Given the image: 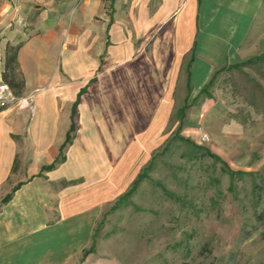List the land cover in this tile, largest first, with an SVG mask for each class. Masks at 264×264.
<instances>
[{"label": "crops", "instance_id": "0c3cea01", "mask_svg": "<svg viewBox=\"0 0 264 264\" xmlns=\"http://www.w3.org/2000/svg\"><path fill=\"white\" fill-rule=\"evenodd\" d=\"M17 44L34 112L0 111V264H72L194 72L200 89L212 69L264 64V0H0V83Z\"/></svg>", "mask_w": 264, "mask_h": 264}, {"label": "rangeland", "instance_id": "374dc122", "mask_svg": "<svg viewBox=\"0 0 264 264\" xmlns=\"http://www.w3.org/2000/svg\"><path fill=\"white\" fill-rule=\"evenodd\" d=\"M241 66L212 69L195 89L198 69L175 92L163 137L72 264H264V64Z\"/></svg>", "mask_w": 264, "mask_h": 264}, {"label": "trees", "instance_id": "16d2710c", "mask_svg": "<svg viewBox=\"0 0 264 264\" xmlns=\"http://www.w3.org/2000/svg\"><path fill=\"white\" fill-rule=\"evenodd\" d=\"M19 48H20V44L8 45L6 47L4 61H3V70L1 73L2 82L7 84V86L12 91V93L17 97L22 96L23 91H24V87H25L24 77H23L22 73L18 70V66H17V55H18ZM75 107H76V105H74V107H73V114H75ZM181 118L182 119L184 118L183 111H182ZM75 130H76V126H75V123L73 121L71 126H70L69 132L66 135L65 141L59 150V155H58L57 159L51 165L43 167L41 169V172L51 171L57 165L61 164L65 160L64 150H65L66 146L71 142ZM210 156L215 158V159H218L216 155H213L211 153H210ZM223 165L227 168L226 172L229 175H232L233 173H232V171H230L229 167L225 164H223ZM141 176L142 175H139L137 177V179L134 181V183H133L134 186L140 181ZM258 187H259L258 185H256V184L254 185L255 189ZM263 188H264V186H263Z\"/></svg>", "mask_w": 264, "mask_h": 264}, {"label": "built area", "instance_id": "2783aa9c", "mask_svg": "<svg viewBox=\"0 0 264 264\" xmlns=\"http://www.w3.org/2000/svg\"><path fill=\"white\" fill-rule=\"evenodd\" d=\"M7 85L3 82L0 83V86ZM21 104L24 106L22 108L29 109L32 113L34 112V99L33 95H26L17 97L15 96L12 91L7 87L0 91V111L7 109L11 106L18 105L21 107ZM209 140V137L206 133L200 134V141L206 142Z\"/></svg>", "mask_w": 264, "mask_h": 264}, {"label": "clouds", "instance_id": "9594fccd", "mask_svg": "<svg viewBox=\"0 0 264 264\" xmlns=\"http://www.w3.org/2000/svg\"><path fill=\"white\" fill-rule=\"evenodd\" d=\"M8 86L7 85H3V86H0V91H2L3 89H6ZM24 105L21 104V107H23Z\"/></svg>", "mask_w": 264, "mask_h": 264}]
</instances>
